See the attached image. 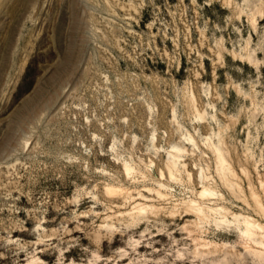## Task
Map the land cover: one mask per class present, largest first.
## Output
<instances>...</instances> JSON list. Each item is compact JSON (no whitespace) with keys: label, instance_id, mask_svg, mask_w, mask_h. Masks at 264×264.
Masks as SVG:
<instances>
[{"label":"rangeland","instance_id":"1","mask_svg":"<svg viewBox=\"0 0 264 264\" xmlns=\"http://www.w3.org/2000/svg\"><path fill=\"white\" fill-rule=\"evenodd\" d=\"M192 201L264 225V0H0V264H253Z\"/></svg>","mask_w":264,"mask_h":264},{"label":"bare ground","instance_id":"2","mask_svg":"<svg viewBox=\"0 0 264 264\" xmlns=\"http://www.w3.org/2000/svg\"><path fill=\"white\" fill-rule=\"evenodd\" d=\"M252 66L254 65L252 64ZM218 157L220 159L221 164H223L224 160L220 152L218 153ZM174 159L170 161L169 165V173L171 178H177V170L175 168L177 161ZM160 186L161 188L155 191L156 195L163 200L170 199L171 193L163 190L167 188L165 184H161ZM199 196L203 199H206L207 197L214 196V192L209 188L205 187L199 193ZM206 209L207 208L204 205L202 206L200 204H197L195 201H192L188 204V207L182 213V219H184L186 216L196 214V216H198L201 220L204 218H211V221H214V223L218 227H233L234 230L238 233L239 237L242 239V242L244 241V243L246 244L247 251H250L249 253L250 255H252L253 258L252 263L264 264V225L258 223L256 220L248 216H245L241 221H232L228 218V212L222 206H210L208 207V211ZM235 217L238 218L237 216Z\"/></svg>","mask_w":264,"mask_h":264}]
</instances>
